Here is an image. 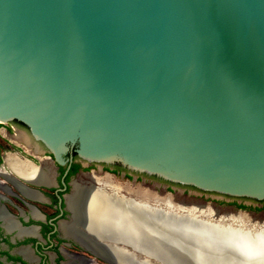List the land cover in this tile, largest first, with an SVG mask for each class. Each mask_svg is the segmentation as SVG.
<instances>
[{"label": "water", "instance_id": "water-1", "mask_svg": "<svg viewBox=\"0 0 264 264\" xmlns=\"http://www.w3.org/2000/svg\"><path fill=\"white\" fill-rule=\"evenodd\" d=\"M13 120L60 163L74 149L263 202L264 0H0V122ZM202 244L226 256L196 247V264H256Z\"/></svg>", "mask_w": 264, "mask_h": 264}, {"label": "bare ground", "instance_id": "bare-ground-1", "mask_svg": "<svg viewBox=\"0 0 264 264\" xmlns=\"http://www.w3.org/2000/svg\"><path fill=\"white\" fill-rule=\"evenodd\" d=\"M25 136L30 144L29 137ZM47 160L41 163L43 166L36 167L13 154H8L6 158L8 166L15 173L28 180L45 183L49 181L52 171V165ZM73 189L68 203L74 217L71 223L64 225L66 233L75 235L110 261H113L112 256L87 238L85 229L91 238L97 237L112 244L121 241L131 245L135 251L141 250L139 242L145 241L149 245L145 249L148 255L153 254L150 246L154 244L163 250L164 258L168 257V251L162 248L159 239L168 238L170 241L169 238H178L180 245L187 246V242H191L194 245L190 246L191 251L197 247L195 256L206 252L202 243H211L219 247L228 246L234 256L238 258L237 254H241L246 262L264 264V229L248 225L249 220L242 219L243 216L231 208L219 212L200 203L186 205L174 201L170 196H158L144 189L117 185L110 176L102 177L95 173H89L76 182ZM218 212L221 214L216 218ZM225 219L229 222L225 223ZM241 220L243 223H240ZM187 230L193 234L190 235ZM243 248L250 251L244 253ZM155 252L158 253V250L155 249ZM213 254L203 257L211 260L226 256ZM129 255L134 258L131 253ZM142 261L149 263L147 259Z\"/></svg>", "mask_w": 264, "mask_h": 264}, {"label": "flooded vegetation", "instance_id": "flooded-vegetation-1", "mask_svg": "<svg viewBox=\"0 0 264 264\" xmlns=\"http://www.w3.org/2000/svg\"><path fill=\"white\" fill-rule=\"evenodd\" d=\"M28 132V127L19 121L0 122V264H118L113 257L115 250L122 249L118 247L122 242L112 244L97 237L94 239L87 234V229H83L87 238L112 256L113 261H110L64 229L74 217L68 199L75 183L86 173L110 176L118 183L122 177L128 180L126 184L145 179L159 180L167 183V191L182 186L154 175L131 171L119 164L85 165L74 149L65 154L64 162L60 163L49 151L41 152L42 147L30 138L29 144L25 136L29 137ZM8 154L36 167L43 166V161L48 159L52 165L49 181H31L15 173L6 162ZM261 203L264 207V201ZM246 205L237 199L229 204L240 210ZM128 247L127 252L135 258L145 256Z\"/></svg>", "mask_w": 264, "mask_h": 264}, {"label": "rangeland", "instance_id": "rangeland-1", "mask_svg": "<svg viewBox=\"0 0 264 264\" xmlns=\"http://www.w3.org/2000/svg\"><path fill=\"white\" fill-rule=\"evenodd\" d=\"M88 174L89 173H86L85 176L82 177L81 179L87 177ZM119 180L121 181V183H118L114 179H112V181L117 185L128 186L141 190L144 189L147 191H151L158 196H163V197L170 196L172 197V199H174V201L186 202L187 204L203 203L206 204L208 208L220 207L222 211H225L226 209H230L229 206L230 202H226L225 200H216L212 194L206 195V193H201L200 191H197L192 188L185 189L183 186H179V187L175 186V190L167 191L168 190L167 183L161 182L159 180L145 181L147 180L145 179L143 181H138V182L131 181L127 184L125 183L128 182L127 179H123L121 177L119 178ZM246 202L249 204H247L245 208L237 212V213L239 212L242 213V214L239 213L241 216H243L242 219H246L251 222H254L250 218L261 217V216L264 217V207H262L261 202L249 201V200H247ZM256 205H260V206H257L258 207L257 208ZM233 208L234 210H238L236 209L235 206H233ZM240 223H243L242 220L240 221ZM258 228L264 229V226ZM169 239L170 241L168 240V238H166V240L159 239V242L162 244V248L168 251V257L166 256V258H164L165 256H162L163 252L161 251L163 250L158 245L156 247V245L154 244L150 246L151 253L153 254L148 255L145 252V249H148L147 247H149V245L145 241L139 242V246L141 247V250L139 249L138 252L143 253V255H145L144 257H146L145 259H147L148 261L155 262L156 264H196L195 260L193 259L194 253L192 254L190 247L191 245L194 247V245L191 242H187V246H186V245H180L178 238L177 240H172L171 238ZM129 246L132 247L131 245ZM155 249L158 250V253L155 252ZM242 250L244 253H248L250 251L249 249L246 250L245 248H243ZM115 252L116 254H114L113 258L115 259L116 262H118V264H152L151 262L149 263L143 262L142 260L144 259H137L135 257L132 258L129 255V253L123 249H119L117 251L115 250Z\"/></svg>", "mask_w": 264, "mask_h": 264}]
</instances>
